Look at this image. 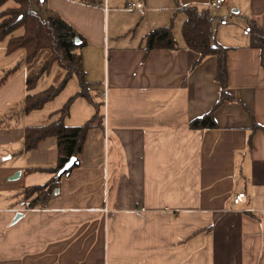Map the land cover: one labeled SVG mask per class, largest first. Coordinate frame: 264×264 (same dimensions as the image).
Masks as SVG:
<instances>
[{"label":"crops","instance_id":"crops-1","mask_svg":"<svg viewBox=\"0 0 264 264\" xmlns=\"http://www.w3.org/2000/svg\"><path fill=\"white\" fill-rule=\"evenodd\" d=\"M208 1L32 0L84 38L85 78L103 119L48 204L17 212L24 188L49 181L45 170L58 157L53 136L21 152L24 128L49 122L79 86L72 78L75 89L61 102L52 104L69 82L25 113L26 77L43 62L32 69L23 49L7 53L0 43V78L20 63L0 85V264H264V50L251 46L248 24L264 31V0L209 9L217 41L229 48L235 100L214 111L216 128L193 130L189 121L212 108L219 85L215 57L196 63L183 47L181 8ZM171 21L179 48L146 51L143 38ZM94 111L77 97L65 123L82 124ZM238 192L245 197L234 204Z\"/></svg>","mask_w":264,"mask_h":264},{"label":"trees","instance_id":"trees-1","mask_svg":"<svg viewBox=\"0 0 264 264\" xmlns=\"http://www.w3.org/2000/svg\"><path fill=\"white\" fill-rule=\"evenodd\" d=\"M12 1V5L8 2ZM178 3V0H174ZM95 4L97 0H84ZM209 7L186 5L181 8L185 19L181 25L183 47L196 52L200 62L207 56L216 59L215 80L219 85L218 99L212 108L189 121V128L202 130L216 128L214 111L224 101H234L228 93V47L220 44L215 36L214 18ZM251 46L264 50V31L254 21H249ZM172 21L165 27L150 31L144 38L146 51L153 49L175 50L179 48L173 33ZM78 38V43L75 39ZM6 42V52L11 53L18 49L24 50L25 63H31L40 51L46 50L48 57L43 61L39 70L26 77V94L23 100L25 113L41 109L45 103L57 97L65 88L70 79L75 78L79 90L71 95L64 104L51 113L50 121L41 125H32L24 128V146L21 152H27L50 136L57 139V161L45 171L51 173V178L44 184L27 186L23 190V198L29 200L30 208L45 207L58 187L60 176L57 172L68 161L75 158L73 166L65 173L68 174L79 165V156L85 142L87 132L92 127H102L103 116L99 113V104L91 97V85L86 81L83 61L79 50L85 45L84 38L78 34L67 22L58 15L47 10H36L32 0H0V43ZM57 64L63 71L62 79L55 85H50L42 91H34L40 77L50 71ZM20 63L6 70L0 78V85L18 70ZM77 97L85 98L95 109L93 115L79 125H67L65 118L69 115L73 101ZM243 105V104H242ZM243 108L254 122L251 112ZM255 124L253 129H255ZM62 174V175H63Z\"/></svg>","mask_w":264,"mask_h":264},{"label":"rangeland","instance_id":"rangeland-1","mask_svg":"<svg viewBox=\"0 0 264 264\" xmlns=\"http://www.w3.org/2000/svg\"><path fill=\"white\" fill-rule=\"evenodd\" d=\"M12 1L8 2V5H12ZM212 16H214V13L212 12ZM47 51L46 50H42L39 52V54L34 58V60L31 63V68H35L40 62H43L45 56L47 55ZM56 65V66H55ZM53 69L51 71V73L49 74V76H43V78H40L36 88L37 89H44L46 87H48L51 83L53 82H58L60 79H58L59 77L58 74L61 71V73H63V71L59 68V66L57 64L53 65ZM74 79V78H73ZM75 89V80L69 81L67 88L62 92V94L59 96V98H57L53 103H57V102H61L62 98H66L67 96H69V94H71V92H73ZM64 95V96H62ZM101 95H97V97L94 95V98L97 100V102L101 101L100 97ZM80 101H84L83 99ZM102 107V102H100L99 107ZM77 111V108H76ZM102 111V109H101Z\"/></svg>","mask_w":264,"mask_h":264},{"label":"built area","instance_id":"built-area-1","mask_svg":"<svg viewBox=\"0 0 264 264\" xmlns=\"http://www.w3.org/2000/svg\"><path fill=\"white\" fill-rule=\"evenodd\" d=\"M225 0H209L208 3H207V6L210 8V9H216L218 7H220V5L224 2ZM126 9H129V10H132V9H135V4L134 3H127L126 6H125ZM245 197V193L244 192H238L236 193L233 197H232V201L234 204H238L239 202L242 201V199ZM30 207H29V201L26 200L24 202V206L23 208H16V211L17 212H22V211H26V210H29ZM103 211L105 213H109V214H112V211L106 207L103 208Z\"/></svg>","mask_w":264,"mask_h":264},{"label":"water","instance_id":"water-1","mask_svg":"<svg viewBox=\"0 0 264 264\" xmlns=\"http://www.w3.org/2000/svg\"><path fill=\"white\" fill-rule=\"evenodd\" d=\"M75 42L78 43V38L75 39ZM75 162V158L71 157L68 159L67 162L62 166V168L59 169L57 172L58 176H61L63 173H65L71 166H73ZM57 192V189H55V193Z\"/></svg>","mask_w":264,"mask_h":264}]
</instances>
